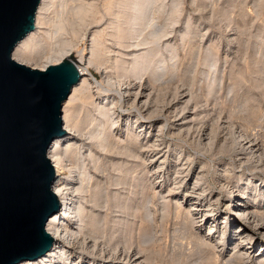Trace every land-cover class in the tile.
Listing matches in <instances>:
<instances>
[{"label":"rangeland","instance_id":"1","mask_svg":"<svg viewBox=\"0 0 264 264\" xmlns=\"http://www.w3.org/2000/svg\"><path fill=\"white\" fill-rule=\"evenodd\" d=\"M127 4L124 0H45L42 12V32L49 34L43 39L45 52L61 39L69 42L74 55L83 52L90 58L102 49L100 54L106 59L104 65V58L91 60L90 72L100 87L87 83L64 106L71 126H79L73 127L77 144L68 150L65 164L76 172V206L85 216V227L77 232L71 250L83 252L86 263L96 250L111 249L106 257H119L123 262L126 250L117 243L123 234L133 253L141 257V264H243L230 257L235 245L225 252L209 245L211 238L226 240L235 229L229 223L226 230L205 223L210 209L205 203L190 212L195 221L203 219L201 228L184 225L189 200L194 198L186 191L195 181L191 171L201 162L206 164L205 189L220 191L222 197L230 187L241 184V176L249 184L264 182L263 167L255 172H248L246 166L237 169L249 160L230 152L245 137L256 142L264 159V0H127ZM79 6L89 8L82 23L76 16ZM143 10L145 15L139 14ZM61 22L65 29L59 38L54 37L56 24ZM147 56L151 67L135 77L117 70L126 58L131 60V68L148 60ZM107 80L110 82L105 84ZM125 82L149 88V102H155L161 111L156 118L150 119L148 111L145 115L137 105L126 104L119 97ZM103 105L108 114L97 110L96 106ZM149 110L150 114L152 108ZM179 110L198 114L193 115L194 120L191 115L181 131L171 126ZM147 122L146 128H151L145 139L139 138L134 145L131 134ZM203 128L224 140H215L210 147L202 141ZM156 138L160 142L151 143ZM138 142L143 148L131 156L129 145L139 146ZM227 164L233 176L219 189L214 181L216 171ZM159 167L169 174L168 180L177 172L180 182L184 178L178 191L173 182L157 188ZM117 216L121 217L119 223ZM209 227L212 236L207 233ZM261 239L252 240L251 253Z\"/></svg>","mask_w":264,"mask_h":264},{"label":"bare ground","instance_id":"2","mask_svg":"<svg viewBox=\"0 0 264 264\" xmlns=\"http://www.w3.org/2000/svg\"><path fill=\"white\" fill-rule=\"evenodd\" d=\"M124 4L125 6L128 5L127 0H124ZM138 5L139 3L137 2L135 4V7ZM44 6H45V0H39V3L36 7L34 14L33 30H31L28 34H26L21 40H19L15 44V46L11 51L10 59L21 66L25 65L28 68H30V70H36V71H46L49 65L51 66L59 65L60 63H62V60L64 59L76 67L79 73V79L71 87L70 93L66 98L67 101L65 100L66 102L63 101V103L61 104V110H60L62 112L61 129L65 130L66 132L63 133L62 135L55 136L47 144L45 149V157L49 159V162L52 165L54 172L53 178L50 181V191L52 194L56 195L59 205L58 211L53 215L49 216L44 223V232L46 234H49V236L53 238L52 244L49 250L43 255L38 256L34 259H21L16 264H69L70 262L71 263L80 262L82 264L83 263L84 264H141L140 261L141 257L138 256L137 253L136 254L133 253L131 245H128L127 240L124 238L123 234H119L117 239V243L121 244L126 250V257H125L126 261L123 262L119 261L120 260L118 259L119 257L117 259L112 258L111 260L107 258L110 255L109 253L111 252L110 251L111 249L108 250L101 248L100 250H96L98 251L97 253L95 252V254L92 253L89 254L88 261L86 263L83 252H79V251L76 252L75 250L74 251L71 250V246H74L75 244L77 232H80L85 227V223L83 221L85 216L81 208L80 207L77 208L76 206L78 200H76L77 195L75 194L79 191V187H76L77 185L76 172L73 170V167H70V165L65 164V156L68 150L71 149V147L73 148V146L77 144V140H76L77 136L74 134L73 127L78 128L79 126H71V122L68 120V117L65 114L64 106L65 104L72 101L75 98L77 91L87 83L90 82L91 84L94 85H98V86L100 85L99 83H97V81H95L93 75L91 74L90 65L92 64L91 61L92 59L95 62H97L98 59H103L104 57L102 58L100 54L102 49L98 50L97 52L91 53L90 58H87V56L83 52H78L74 55L69 42L61 39L60 40L58 39L57 41L58 44H55L54 46L50 47L49 51L45 52L43 50V39H46V37L49 34L46 31L42 32L43 30H45L44 28L45 19L42 16ZM88 9H89L88 6H79L77 8L76 16L77 19L80 21V23L85 22L86 15L89 13ZM145 13L146 10H143L139 14L145 15ZM56 25H57V31L55 32L54 37L56 36L57 38H59L58 34H61L60 32L65 29V24L61 22V23H57ZM109 37L112 39L114 35L111 34ZM95 47L96 48L98 47V44L96 42H95ZM72 55H74L75 57L72 58ZM147 58L148 60L143 61V63L136 62V65H133L130 68L129 66L132 63H130L129 61L131 60L130 59L128 60L127 58L125 59L124 57L125 61H122L121 64H119L117 70L123 75L127 74L132 77H135L139 74V72H141L142 69L147 71L151 67L150 57L147 56ZM136 59H138V57ZM105 61L106 59L104 58L101 61V65L106 64ZM109 82L110 81L107 80L105 84H108ZM136 88L137 87H135L134 85L131 86L129 83L125 82L123 86H121V90H120L121 92L118 93V95L123 101H125L126 104L128 102H132L135 105H137L140 111L141 110L144 111V114L146 111H148V115H150V119L156 118L157 114H159L161 111H159L160 108L155 102H151V103L149 102L150 100L149 99L150 94H148L149 88L142 85L138 86L137 89ZM91 105L92 104L90 103V106ZM96 108L100 114H106V113L108 114L109 112V109L106 108L105 105H103L102 107L96 106ZM151 108L152 110L149 114L150 111L149 109ZM192 113L186 114L181 110H179L176 114L174 113L175 117L173 120L171 119L172 120L171 126H174V128L181 131L186 124H188L192 119L194 120V117L196 116L197 113H193V114ZM191 115L192 117L194 115V117L192 119H189ZM148 124L149 122L143 123L138 126L139 129L138 132L131 134V142H134L142 137L143 139H145V135L147 134L148 129L151 128V127L146 128ZM115 125L116 124H114L113 126ZM187 127L188 128H186V130L189 131L190 128L189 126ZM180 133H183V131ZM200 134L202 137V141L203 142L207 141L206 144H208L210 147L211 145H213V142L215 140L218 141L224 140L223 136L219 134L218 135L215 134L211 129L206 130L205 128H203ZM175 135H179V134L177 133ZM253 141L248 140L245 137L241 138L237 144L238 148L234 152L230 151L235 156L242 155L245 156L247 160L250 161V164H248L249 161L247 164L246 163L238 164L237 169L246 166L249 168L248 172L250 171L255 172V171H260L262 167L264 168V159L261 157L262 154L259 153L260 149L258 148V145L255 144L256 142L254 141L255 142L254 143ZM157 142H160V140L156 138L151 143H157ZM138 145L139 146L129 145L130 146L129 151L131 156L138 154L139 152L137 150L139 148L140 149L143 148V144H141V142H138ZM62 146L63 148H61ZM158 147L161 148L160 146ZM242 156L241 158H243ZM205 165L206 164L204 162H201L199 165L200 167L197 165L198 167H195L191 171L192 175L195 174V181L193 183V186L190 189H188L186 192L187 193L189 192L190 195L194 196V198H191L189 200L190 207L189 210L186 211L185 213L186 216L185 220L186 219L187 220L186 222H184V225L189 223L190 226L192 225L193 227L195 226V228L196 227L201 228L202 226L201 222L203 221V219H199L195 221L194 219H192L193 215L190 212L195 211L197 205H199L200 207L205 203L206 207L210 208L205 216V223H211L210 224L211 226H214L216 229L222 228V230L225 229L226 225L229 223L230 228L232 227L233 229H235L233 230L232 235H230L226 240L222 236H219V239L216 240H213V238H211L212 243H210L209 245H211L213 249H218L220 252H225L229 249L230 246L235 245L233 247L235 250L230 255V257L243 261V264L244 262H246L247 264L248 263L264 264V206L261 207V204L263 203V199H264V182H262L261 184H255L253 183L255 181H252V183L249 184L247 182L249 180L243 182V178L241 176L238 179L240 180L241 184L238 185L236 189L230 187L226 196L222 197L220 191L213 192L210 191L209 189H205L204 185H205V179L207 177V173L205 171V167H206ZM158 169L159 170H157V174L160 175V181L156 183L157 188L161 190L164 187L163 185L164 183L173 182V184L176 187V188L173 187L174 191H178L181 187L180 184L182 180H184L183 178L181 179V182L179 181L180 180L179 172L175 173L177 175H175L174 179L172 180L170 179L171 180L170 181L166 179L169 176V174H167L166 172H162L163 167H159ZM230 170H231L230 164L223 165L217 169L214 181L216 180V182L218 183L219 189H222L226 184L227 180L229 181L230 177L233 176V173ZM186 176L187 175H185V177ZM250 176L251 174L249 173L248 178ZM206 190H208V192H206ZM181 204L182 202L179 203V205ZM252 205L255 206L253 207ZM234 208H236V210ZM218 219H221V221L217 222ZM120 221H121V217L117 216L116 223H119ZM211 228L212 227H209L208 232L206 231L208 235H211V230H212ZM258 236H260L262 239L260 241V244H258L257 246L258 248L256 249V252L253 254L251 252L255 246H252L253 244L252 240L256 239ZM250 245L252 247H250ZM95 248L97 249V247ZM116 248L112 250L113 253L116 250Z\"/></svg>","mask_w":264,"mask_h":264},{"label":"water","instance_id":"3","mask_svg":"<svg viewBox=\"0 0 264 264\" xmlns=\"http://www.w3.org/2000/svg\"><path fill=\"white\" fill-rule=\"evenodd\" d=\"M38 3L0 0V264L34 259L52 244L44 223L59 205L45 149L66 132L61 104L79 79L64 59L46 71L10 59L15 44L33 30Z\"/></svg>","mask_w":264,"mask_h":264}]
</instances>
